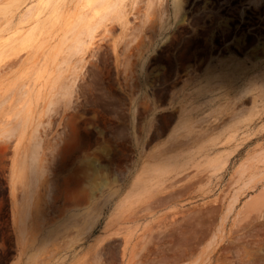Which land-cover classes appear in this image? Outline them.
<instances>
[{
	"label": "rangeland",
	"instance_id": "rangeland-1",
	"mask_svg": "<svg viewBox=\"0 0 264 264\" xmlns=\"http://www.w3.org/2000/svg\"><path fill=\"white\" fill-rule=\"evenodd\" d=\"M219 1L0 0V264H264V38L196 73Z\"/></svg>",
	"mask_w": 264,
	"mask_h": 264
},
{
	"label": "flooded vegetation",
	"instance_id": "flooded-vegetation-1",
	"mask_svg": "<svg viewBox=\"0 0 264 264\" xmlns=\"http://www.w3.org/2000/svg\"><path fill=\"white\" fill-rule=\"evenodd\" d=\"M237 1L232 5L227 4L226 0L219 1L222 5L217 7V11L221 12L222 18L226 17L233 23L224 32L226 34L223 37L216 39V43L213 45V50L216 52L213 56L214 61H198L197 66H200V71L196 73H202L210 64L220 65L227 62V58L229 57L227 52L229 49H232L237 57H241L238 54L245 57L248 52L255 51L261 47L258 42H261L260 38H264V25L259 22L258 16L249 7H245V9H248L251 15H245L247 16L246 19L241 18L240 12L243 11V8L239 7L241 2ZM233 11H236V14H233ZM226 14H233V16H226ZM249 36H253V40Z\"/></svg>",
	"mask_w": 264,
	"mask_h": 264
},
{
	"label": "bare ground",
	"instance_id": "bare-ground-1",
	"mask_svg": "<svg viewBox=\"0 0 264 264\" xmlns=\"http://www.w3.org/2000/svg\"><path fill=\"white\" fill-rule=\"evenodd\" d=\"M101 0H96V2L98 3ZM255 79L251 80L248 82V89H252V90H248V92H246L243 95H250L251 93L256 92L257 90H264V74H261V76L259 77H254ZM261 81V83H259L258 81ZM259 83V84H258ZM230 82H225V83H214L213 87H227L229 86ZM256 90V91H255ZM250 110H252V112H254V115H258V111L260 110V108L256 105L255 100L253 101V105L251 106ZM10 118H8V122H9Z\"/></svg>",
	"mask_w": 264,
	"mask_h": 264
}]
</instances>
